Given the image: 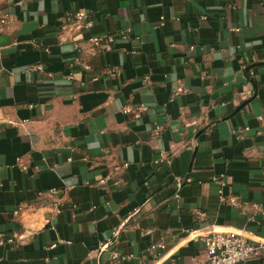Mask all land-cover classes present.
I'll return each mask as SVG.
<instances>
[{
    "label": "crops",
    "instance_id": "0c3cea01",
    "mask_svg": "<svg viewBox=\"0 0 264 264\" xmlns=\"http://www.w3.org/2000/svg\"><path fill=\"white\" fill-rule=\"evenodd\" d=\"M79 11L94 25L62 29ZM0 13V264H203L212 232L264 242V0Z\"/></svg>",
    "mask_w": 264,
    "mask_h": 264
},
{
    "label": "built area",
    "instance_id": "2783aa9c",
    "mask_svg": "<svg viewBox=\"0 0 264 264\" xmlns=\"http://www.w3.org/2000/svg\"><path fill=\"white\" fill-rule=\"evenodd\" d=\"M66 24L62 26V29H66L69 22L79 23V27L90 29L94 25V20L86 11H79L73 16L67 17ZM9 27V16L6 13H0V36L4 34ZM131 30L127 28L122 32L124 37L129 36ZM92 44L100 48V51H110L114 47L115 36L112 34H104L98 37L91 38ZM136 53V51H133ZM76 61H80V58H77ZM114 70H109L113 72ZM149 79V78H147ZM164 156H161L160 159L156 160L162 161ZM220 185L219 197L221 201L227 202L230 204L238 205L239 200L234 195H227L226 188L228 187L225 175H220L215 178ZM181 178H178V185L181 184ZM48 193L51 196H55L59 193L57 188H51ZM254 206L258 207L260 210H264L261 205L254 203ZM21 207L15 210V214H19ZM13 243L15 238L9 236L7 238L0 236V244L5 242ZM205 242V255L206 259L203 264H238L246 262L252 258H258L264 253V242L253 241L242 234L217 231L212 232L204 237ZM158 245H153L156 247ZM158 247H164L163 244H160Z\"/></svg>",
    "mask_w": 264,
    "mask_h": 264
}]
</instances>
